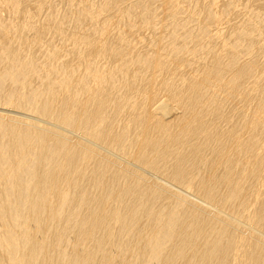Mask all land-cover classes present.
Returning a JSON list of instances; mask_svg holds the SVG:
<instances>
[{"label": "bare ground", "instance_id": "bare-ground-1", "mask_svg": "<svg viewBox=\"0 0 264 264\" xmlns=\"http://www.w3.org/2000/svg\"><path fill=\"white\" fill-rule=\"evenodd\" d=\"M0 264H264V0H0Z\"/></svg>", "mask_w": 264, "mask_h": 264}]
</instances>
